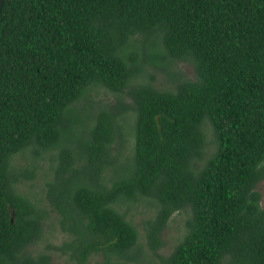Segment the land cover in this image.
<instances>
[{
  "label": "trees",
  "instance_id": "16d2710c",
  "mask_svg": "<svg viewBox=\"0 0 264 264\" xmlns=\"http://www.w3.org/2000/svg\"><path fill=\"white\" fill-rule=\"evenodd\" d=\"M262 180L264 0H3L0 264H264Z\"/></svg>",
  "mask_w": 264,
  "mask_h": 264
},
{
  "label": "rangeland",
  "instance_id": "374dc122",
  "mask_svg": "<svg viewBox=\"0 0 264 264\" xmlns=\"http://www.w3.org/2000/svg\"><path fill=\"white\" fill-rule=\"evenodd\" d=\"M180 67L182 68V72H184V70L190 74L191 76H193V70L191 68H189L188 66H186V63L184 64H181ZM162 84V83H161ZM100 92H98V97H101V98H104V99H110L112 100V97L113 96H106V95H103L102 93H104V91L102 89L99 90ZM95 93V91L93 92ZM87 97H89V95H87ZM126 100H129V98L126 96L125 97ZM131 125V124H129ZM129 125H127L125 128H129ZM124 132H127L125 129H124ZM205 133H206V140L208 142V146L210 145V149H213V147H215V141H214V138H213V133H212V129L211 128H208L206 127L205 128ZM131 136H130V141H131ZM129 141V142H130ZM256 189L258 190V192L260 193L261 195V206H264V180H262L256 187ZM25 190V188H24ZM36 190V188H35ZM131 211L132 209H130L128 211V213L131 215ZM139 210L135 211V214L134 215H131V217L133 218L134 222L138 223L141 219V217H145L146 214H141L138 212ZM182 216H176V214H173L170 218V224L168 225V231L167 230H164L163 233H162V240L164 241V245L162 246V248H160L158 250V253L161 254V255H168L169 252L174 248V246L178 243V241L181 239V235H182V232H183V228H182V225L180 222V218ZM177 218V220H176ZM173 219V220H172ZM140 231V230H139ZM141 232V231H140ZM142 233V232H141Z\"/></svg>",
  "mask_w": 264,
  "mask_h": 264
},
{
  "label": "water",
  "instance_id": "95a60500",
  "mask_svg": "<svg viewBox=\"0 0 264 264\" xmlns=\"http://www.w3.org/2000/svg\"><path fill=\"white\" fill-rule=\"evenodd\" d=\"M2 5H3V0H0V13H1Z\"/></svg>",
  "mask_w": 264,
  "mask_h": 264
}]
</instances>
